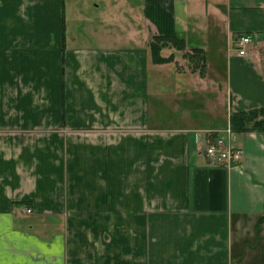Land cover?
<instances>
[{"label":"crops","instance_id":"1","mask_svg":"<svg viewBox=\"0 0 264 264\" xmlns=\"http://www.w3.org/2000/svg\"><path fill=\"white\" fill-rule=\"evenodd\" d=\"M62 5L0 0V264H264V131L203 151L264 105V0H85L89 45Z\"/></svg>","mask_w":264,"mask_h":264},{"label":"built area","instance_id":"2","mask_svg":"<svg viewBox=\"0 0 264 264\" xmlns=\"http://www.w3.org/2000/svg\"><path fill=\"white\" fill-rule=\"evenodd\" d=\"M250 42V36L246 33H238L233 39L234 50L237 54L242 55L246 52ZM232 129L229 123L223 128L220 135L210 142L206 143L203 151L210 162L214 164L230 165L238 162L241 158L242 149L239 146L231 144ZM30 210L27 208L26 212Z\"/></svg>","mask_w":264,"mask_h":264},{"label":"rangeland","instance_id":"3","mask_svg":"<svg viewBox=\"0 0 264 264\" xmlns=\"http://www.w3.org/2000/svg\"><path fill=\"white\" fill-rule=\"evenodd\" d=\"M87 2L89 3V0ZM62 6L64 16L63 34L65 35L67 44L89 45V22L85 21L86 18H89V5H85V0H63ZM104 24L107 25L106 23ZM108 28L110 30H107V32L111 31L110 25ZM101 29L102 25H99L96 31L99 32ZM96 39L93 40L95 42L97 40L102 41V39Z\"/></svg>","mask_w":264,"mask_h":264},{"label":"trees","instance_id":"4","mask_svg":"<svg viewBox=\"0 0 264 264\" xmlns=\"http://www.w3.org/2000/svg\"><path fill=\"white\" fill-rule=\"evenodd\" d=\"M167 41V37L153 36L152 40L149 42L152 54L155 55L157 59H168L170 57H163L157 54L158 48L161 47V45H165ZM197 52L196 49H193L191 55L194 54L202 57V54ZM228 119L232 130L239 131L250 128L257 131H264V105L245 110L231 111Z\"/></svg>","mask_w":264,"mask_h":264}]
</instances>
